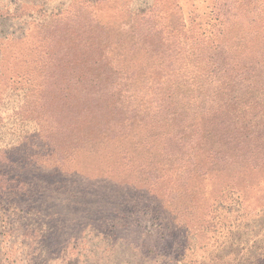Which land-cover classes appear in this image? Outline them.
Masks as SVG:
<instances>
[{
  "label": "rangeland",
  "instance_id": "obj_1",
  "mask_svg": "<svg viewBox=\"0 0 264 264\" xmlns=\"http://www.w3.org/2000/svg\"><path fill=\"white\" fill-rule=\"evenodd\" d=\"M0 264H264V0H0Z\"/></svg>",
  "mask_w": 264,
  "mask_h": 264
},
{
  "label": "trees",
  "instance_id": "obj_2",
  "mask_svg": "<svg viewBox=\"0 0 264 264\" xmlns=\"http://www.w3.org/2000/svg\"><path fill=\"white\" fill-rule=\"evenodd\" d=\"M99 74H103V73H101V72H97L95 75H99ZM95 78H97V76H95Z\"/></svg>",
  "mask_w": 264,
  "mask_h": 264
}]
</instances>
